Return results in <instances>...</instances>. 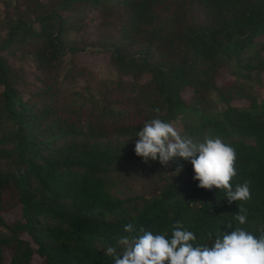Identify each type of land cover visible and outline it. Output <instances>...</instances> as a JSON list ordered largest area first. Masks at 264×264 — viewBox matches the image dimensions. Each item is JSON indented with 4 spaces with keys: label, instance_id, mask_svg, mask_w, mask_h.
<instances>
[{
    "label": "trees",
    "instance_id": "16d2710c",
    "mask_svg": "<svg viewBox=\"0 0 264 264\" xmlns=\"http://www.w3.org/2000/svg\"><path fill=\"white\" fill-rule=\"evenodd\" d=\"M1 1L0 264H115L104 248L122 253L129 223L170 238L179 221L199 244L229 222L259 237L264 0ZM86 52L108 53L111 75L80 62ZM155 117L233 146V189L250 181L252 198L198 187L188 161L176 176L175 163H145L136 133Z\"/></svg>",
    "mask_w": 264,
    "mask_h": 264
},
{
    "label": "clouds",
    "instance_id": "9594fccd",
    "mask_svg": "<svg viewBox=\"0 0 264 264\" xmlns=\"http://www.w3.org/2000/svg\"><path fill=\"white\" fill-rule=\"evenodd\" d=\"M136 136L139 139L134 151L145 163L158 160L166 167L175 163L172 173L176 176L183 171V164L178 161H188L195 173L193 179L199 181L198 187L225 191L229 203L252 198L250 181L237 184L233 189L231 181L237 175V153L221 138L206 134L199 139L181 134L170 122L159 117L144 121ZM235 220L240 225L247 223V210L242 205ZM226 228L232 230L218 232L214 239L210 233L212 242L209 245L195 243V233L179 221L173 225L170 238L143 227L135 234L136 229L129 223L124 231L130 235L118 239V244L123 246L122 253L113 246L104 249L115 264H264V227L259 237L243 227L233 229L231 222Z\"/></svg>",
    "mask_w": 264,
    "mask_h": 264
},
{
    "label": "rangeland",
    "instance_id": "374dc122",
    "mask_svg": "<svg viewBox=\"0 0 264 264\" xmlns=\"http://www.w3.org/2000/svg\"><path fill=\"white\" fill-rule=\"evenodd\" d=\"M0 6H2V1L0 0ZM92 16H98L97 13H94V15L92 14ZM89 33L92 39L95 38V33L93 28L89 29ZM80 62L82 63H86L88 64L92 70L94 71H99L100 75H111V72L109 70V68L106 66V64L108 63L109 60V54L102 52L100 54H94L91 52H86V53H80L78 55ZM12 62H15V59L12 58ZM30 70V69H29ZM29 78L32 79L33 78V74L32 71H29ZM218 80L220 83L222 82H228L231 80V76L230 74L224 70L219 76H218ZM191 93V91H187L185 92V95L188 96ZM261 93L262 95H264V87L261 88ZM238 102V101H237ZM244 102V101H242ZM247 102V101H245ZM2 216L4 217L5 221L7 222H11L14 221L18 218L21 217L22 215V210L20 206L14 207L12 209H8L5 211H2ZM0 229H3L2 227H0ZM24 237H29L27 234H23ZM33 264H43L40 257L35 256L33 259Z\"/></svg>",
    "mask_w": 264,
    "mask_h": 264
}]
</instances>
